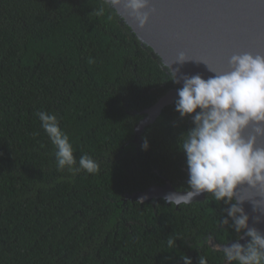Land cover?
<instances>
[{"label": "trees", "instance_id": "1", "mask_svg": "<svg viewBox=\"0 0 264 264\" xmlns=\"http://www.w3.org/2000/svg\"><path fill=\"white\" fill-rule=\"evenodd\" d=\"M171 79L104 0H0V264L225 263L209 239L242 235L222 223L228 205L127 197L167 180L187 190L179 141L192 120L176 99L135 140ZM37 111L56 115L77 166L88 154L99 171L58 170Z\"/></svg>", "mask_w": 264, "mask_h": 264}, {"label": "clouds", "instance_id": "2", "mask_svg": "<svg viewBox=\"0 0 264 264\" xmlns=\"http://www.w3.org/2000/svg\"><path fill=\"white\" fill-rule=\"evenodd\" d=\"M149 3L150 0H104L111 10L123 6L139 27L149 20ZM104 11L102 6L96 14L103 15ZM189 60L193 59L181 52L177 62L183 64ZM229 65L230 70L223 73L208 68L214 75L207 80L199 74L178 79L172 71L174 83L183 81V86L177 89L175 110L181 118L191 116L192 127L179 141L186 157L187 190L168 193L164 199L171 206L180 207L206 193L218 205L221 202L228 205L222 210L226 213L222 223L238 234L243 233L238 240L249 239L245 244L237 241L223 247L217 245L215 250L222 252L225 264H264V233L249 226V216L241 206L244 200L235 198L243 185L264 198V55L235 54ZM36 116L56 148L58 170L67 169L73 174L82 170L88 174L99 171V164L88 154L80 156L77 166L70 137L60 128L55 114L37 111ZM250 127L252 134L245 135ZM141 147L148 149L147 140ZM253 205L254 211L264 207V199L253 201ZM256 221L260 222L259 216ZM167 243L171 247L175 241L168 239ZM183 259L184 264H192L189 258ZM198 264H207L206 258L200 256Z\"/></svg>", "mask_w": 264, "mask_h": 264}, {"label": "water", "instance_id": "3", "mask_svg": "<svg viewBox=\"0 0 264 264\" xmlns=\"http://www.w3.org/2000/svg\"><path fill=\"white\" fill-rule=\"evenodd\" d=\"M116 10L141 42L145 41L152 51L162 57L170 71L176 72L178 79L183 75L199 74L207 80L214 75L209 69L219 73L229 71L232 55L244 52L264 55V0H150L149 20L143 27L137 25L123 6ZM181 52L193 60L178 63ZM182 86L181 80L177 87L168 90L154 105L142 111L145 115L136 125V141L140 139L144 127L154 121L166 105L178 98L177 89ZM250 134L251 127L245 132V135ZM184 191L177 190L167 180L163 185L154 184L127 197L144 202ZM205 195L201 194L194 201L204 199ZM235 198L244 200L241 206L249 216V226L264 233V207L254 211L253 205V201L264 198L247 185L238 188ZM258 216L260 222L256 221ZM248 239L245 237L224 244L210 238L209 244L213 248L217 245L223 247L237 241L245 244Z\"/></svg>", "mask_w": 264, "mask_h": 264}, {"label": "rangeland", "instance_id": "4", "mask_svg": "<svg viewBox=\"0 0 264 264\" xmlns=\"http://www.w3.org/2000/svg\"><path fill=\"white\" fill-rule=\"evenodd\" d=\"M121 19H122V21H123L124 23H126L125 20H124L122 17H121ZM143 44H145L146 46H149L145 41L143 42ZM153 54H154L155 57H157V58H159V59L161 60L162 64H163L165 67L168 68V65H167L165 62L162 61V57H161L158 53H156V52L153 50ZM168 69H169V68H168ZM169 70H170V69H169ZM138 140H139V139H138Z\"/></svg>", "mask_w": 264, "mask_h": 264}]
</instances>
